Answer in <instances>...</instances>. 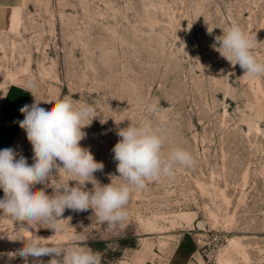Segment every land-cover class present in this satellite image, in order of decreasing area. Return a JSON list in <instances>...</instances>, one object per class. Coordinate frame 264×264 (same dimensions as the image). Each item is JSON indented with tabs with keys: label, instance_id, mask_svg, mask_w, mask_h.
<instances>
[{
	"label": "rangeland",
	"instance_id": "374dc122",
	"mask_svg": "<svg viewBox=\"0 0 264 264\" xmlns=\"http://www.w3.org/2000/svg\"><path fill=\"white\" fill-rule=\"evenodd\" d=\"M233 22L256 36L264 60V0H0V150L34 162L19 126L33 81L42 99L69 96L94 107L80 145L104 164L94 173L101 185L119 175L112 149L129 120L163 125L165 150L181 146L195 159L135 192L122 228L97 222L91 209L66 210L58 233L0 213V253L24 246L8 235L68 244L69 234L81 233L102 264H218L236 237L250 264H264V77L243 76L213 47ZM152 103L156 113L145 110ZM243 258L234 256L248 264ZM6 262L24 264L0 257Z\"/></svg>",
	"mask_w": 264,
	"mask_h": 264
},
{
	"label": "clouds",
	"instance_id": "9594fccd",
	"mask_svg": "<svg viewBox=\"0 0 264 264\" xmlns=\"http://www.w3.org/2000/svg\"><path fill=\"white\" fill-rule=\"evenodd\" d=\"M214 29L208 26V34ZM220 29L222 34L214 37L215 50L233 66L238 64L243 76L264 77V60L255 54L256 36L235 22ZM24 91L34 100L19 109L24 115L19 126L32 145L34 162L29 164L13 148L0 150V189L4 193L0 198V213L11 221L26 222L31 227L46 225L58 233L64 230L61 217L66 210L91 209L97 222L113 230L122 228L135 192L145 190L150 182L162 176H173L178 167L195 165L189 150L181 146L165 150L168 136L163 125L151 118L140 122L129 120L127 127L118 129L121 139L112 149L119 175L111 177L109 184L101 185L94 173L102 172L104 164L80 145L86 136L82 129L96 117L94 107L69 96L56 101L42 99L33 81L27 82ZM42 103L53 106L45 109L40 107ZM145 110L156 113L158 105L148 104ZM70 181L75 184L70 186ZM37 184L44 187L33 190ZM87 184L92 188L87 189ZM47 188L53 190L52 194L46 192ZM8 239H22L24 246L15 252L0 253L7 261L20 257L28 264L29 257L47 255L52 257L48 264H102V252L89 247L81 233L69 234L68 244H49L48 239L32 234L28 238L8 235ZM33 264L43 261L34 259Z\"/></svg>",
	"mask_w": 264,
	"mask_h": 264
},
{
	"label": "bare ground",
	"instance_id": "6f19581e",
	"mask_svg": "<svg viewBox=\"0 0 264 264\" xmlns=\"http://www.w3.org/2000/svg\"><path fill=\"white\" fill-rule=\"evenodd\" d=\"M15 78H16V76H15ZM258 92H261L260 87H258ZM86 187H87V185H86ZM202 225H203V223H202ZM241 240L242 239H239L236 237H233L229 240L228 248H226L218 257V264H238L234 260L235 255H238V256L242 255L244 257L243 259H245V261H247L248 264H250L249 254L247 253L245 246L243 245Z\"/></svg>",
	"mask_w": 264,
	"mask_h": 264
}]
</instances>
